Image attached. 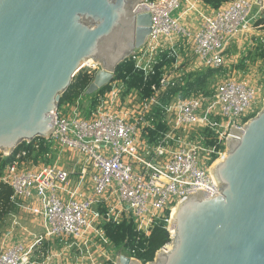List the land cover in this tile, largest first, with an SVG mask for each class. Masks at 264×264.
<instances>
[{"label": "built area", "instance_id": "obj_1", "mask_svg": "<svg viewBox=\"0 0 264 264\" xmlns=\"http://www.w3.org/2000/svg\"><path fill=\"white\" fill-rule=\"evenodd\" d=\"M182 3V11L173 16ZM262 3L230 0L215 8L203 0H144L152 31L128 57L137 69L147 76L162 60H170L163 67V89L191 73L190 66L192 72L221 68L224 75L212 83L209 93L167 105L163 121L168 130L155 142L148 138L156 119L155 86L151 98L141 99L137 91L125 93L123 82L113 79L88 116L83 112V96L58 106L54 132L44 139L69 153L73 168L59 165L57 158L53 163L35 161L28 148L19 150L4 168L0 183L12 188L11 201L36 221L42 220L45 230L40 235L29 232V239L1 247L0 264H50L58 257L50 250L55 240L64 241L68 249L93 246L104 254L107 245L113 246L101 227L104 221L131 220L149 236L164 220L170 241L161 249H169L174 236L169 223L176 205L198 190L210 196L218 193L210 168L226 154L231 128L241 127L264 104L261 61L253 65L245 59L264 43L263 24H258L264 15L257 12L255 22L249 19ZM88 66V73L94 75L101 69L98 63ZM207 128L216 134L214 146L203 143ZM40 145L36 142L33 147ZM46 157L51 158L52 151ZM110 262L118 264L112 260L106 264Z\"/></svg>", "mask_w": 264, "mask_h": 264}, {"label": "water", "instance_id": "obj_2", "mask_svg": "<svg viewBox=\"0 0 264 264\" xmlns=\"http://www.w3.org/2000/svg\"><path fill=\"white\" fill-rule=\"evenodd\" d=\"M143 1L0 0V152L52 136L61 96L89 60L101 69L86 94L113 81L152 31ZM210 171L218 193L178 203L171 247L146 264H264V107L231 128ZM118 264L143 262L122 254Z\"/></svg>", "mask_w": 264, "mask_h": 264}, {"label": "trees", "instance_id": "obj_3", "mask_svg": "<svg viewBox=\"0 0 264 264\" xmlns=\"http://www.w3.org/2000/svg\"><path fill=\"white\" fill-rule=\"evenodd\" d=\"M203 1L217 8L222 3L230 0ZM258 24H263L264 28V17L258 21ZM245 59L254 63L258 60L264 63V43L257 44L253 50L249 51ZM166 64L169 65L170 60H162L160 64L154 67V73L146 76L143 71L136 68L135 60L127 58L117 66L114 74V80H121L123 82L125 93L137 91L141 99L151 98L155 93L153 86L157 87L156 89H158L159 96L157 102L153 105V112L156 119L154 121V128L150 130L148 135L150 142H155L162 133L168 130L167 124L163 121V113L167 105L175 99H186L193 94L201 92L209 93L210 85L220 76L224 75L225 72L221 68H206L201 71L186 73L181 80L178 78L174 79L171 85L163 89L160 88V82L164 72L163 67ZM240 67L242 66L240 65ZM261 69L264 68L261 67ZM93 79L94 74L88 73L87 70L82 69L78 72L68 89L61 96L59 107L67 103H74L78 98L84 97ZM109 88L110 85L107 84L94 94H88L91 98V102L88 108L83 107L84 115H89V108L96 105L97 96L103 94ZM202 136L204 140L203 143L206 146H214L217 144L216 134L212 129L207 128L203 130ZM36 142L41 143L39 148L33 147V144ZM52 145V141H46L44 138H36L30 143L23 142L14 153L9 156L2 158L0 154V176L4 168L9 163L13 162L16 153L23 148H28L30 150V156L33 157L35 161L42 160L45 163H53L57 157L55 148H53ZM49 151H52L51 158L46 157V153ZM12 195V188L7 184L0 183V224L8 215L16 214L19 210L16 204L11 201ZM101 227L115 248L122 249L127 255L139 259L143 264L153 261L156 252L170 241V232L164 220L155 224L149 236L137 230L135 223L131 220H123L120 223L104 221ZM108 264L114 263L110 262Z\"/></svg>", "mask_w": 264, "mask_h": 264}, {"label": "rangeland", "instance_id": "obj_4", "mask_svg": "<svg viewBox=\"0 0 264 264\" xmlns=\"http://www.w3.org/2000/svg\"><path fill=\"white\" fill-rule=\"evenodd\" d=\"M182 8H183V3L179 9L174 11L173 16L177 17L179 13L182 11ZM257 12L261 15H264V3H262L261 8H259L258 6L253 8L249 16L251 22H255L257 18V16L255 17V15ZM252 63L253 65H255L254 62ZM93 64L94 61L90 63L87 62V65L83 69L87 70L90 68L88 65H93ZM259 66L260 69L261 67L264 68V63L260 62ZM187 70L189 72L193 71L191 66ZM177 100H182V99H177ZM90 102H91V98L88 94H86L83 97V107L88 108ZM263 107L264 104H262L259 107L258 112ZM257 113H255L254 115H256ZM0 154L2 158L7 156L5 152H0ZM55 154L57 160L59 161V165H63L65 168L68 169L73 168V162L71 159V155L69 153L62 151L59 148H56ZM72 177L75 176L73 175ZM15 216L18 217L17 222L19 223V225L14 224L13 220ZM31 219L32 216L25 213L23 210H18L15 215L13 214L8 215L0 224V232H1L0 248L6 247L7 245H12L13 243H16L18 241L29 239L30 238L29 232H32L33 234H37V235L43 234L45 230L43 228L44 226L42 225L43 227H41V225H39L40 223L39 221H36V223H31ZM8 231H12V234L7 236ZM65 246H66L65 242L62 240H58L54 243V250L57 253L58 257L56 258L55 263L51 261L50 264H106L108 261L111 260L116 262L118 261V257L120 255L126 254L122 249H117L112 245L106 246L107 251L104 254H102L101 251H97L93 246H89V248H83V250H76L75 248H72L69 250V252L67 250L68 248H65Z\"/></svg>", "mask_w": 264, "mask_h": 264}, {"label": "crops", "instance_id": "obj_5", "mask_svg": "<svg viewBox=\"0 0 264 264\" xmlns=\"http://www.w3.org/2000/svg\"><path fill=\"white\" fill-rule=\"evenodd\" d=\"M231 52H232V50H230ZM40 223H39V225H41V227H43L42 225H43V222H42V220H40V219H37ZM31 223H36V220L35 219H31ZM44 228V227H43ZM56 241H58V240H55L54 242H51L50 243V250H52V251H55L54 250V243L56 242ZM68 250V252H69V250L70 249H67ZM55 260H56V257L53 259V262L55 263Z\"/></svg>", "mask_w": 264, "mask_h": 264}, {"label": "bare ground", "instance_id": "obj_6", "mask_svg": "<svg viewBox=\"0 0 264 264\" xmlns=\"http://www.w3.org/2000/svg\"><path fill=\"white\" fill-rule=\"evenodd\" d=\"M93 60L91 59V60H89L88 62L90 63V62H92ZM175 212V211H174ZM172 233H173V231H172Z\"/></svg>", "mask_w": 264, "mask_h": 264}]
</instances>
